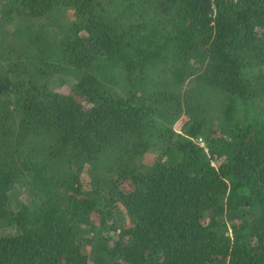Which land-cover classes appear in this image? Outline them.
Masks as SVG:
<instances>
[{"label":"trees","instance_id":"trees-1","mask_svg":"<svg viewBox=\"0 0 264 264\" xmlns=\"http://www.w3.org/2000/svg\"><path fill=\"white\" fill-rule=\"evenodd\" d=\"M0 264H264V0H0Z\"/></svg>","mask_w":264,"mask_h":264},{"label":"rangeland","instance_id":"rangeland-1","mask_svg":"<svg viewBox=\"0 0 264 264\" xmlns=\"http://www.w3.org/2000/svg\"><path fill=\"white\" fill-rule=\"evenodd\" d=\"M66 14L69 18L73 17V11L72 10L66 11ZM58 78H60V77L54 76L52 78L51 86H53V87L60 86V88H58L57 90H61V91L68 90L70 87L69 85L74 81V79L70 76L62 77V81H59V82L57 81ZM182 119H184V118H182ZM180 126H181V120L176 122V124L174 125V128L176 129V131L178 133L177 137H179V135H181L183 132V130L181 129ZM180 131H182V132H180ZM179 133H181V134H179ZM161 148H162V146L152 148V150H151L152 154L151 155H156L158 153L159 149H161ZM151 155L149 156V158L152 157Z\"/></svg>","mask_w":264,"mask_h":264}]
</instances>
